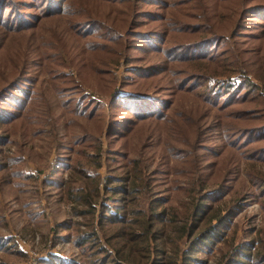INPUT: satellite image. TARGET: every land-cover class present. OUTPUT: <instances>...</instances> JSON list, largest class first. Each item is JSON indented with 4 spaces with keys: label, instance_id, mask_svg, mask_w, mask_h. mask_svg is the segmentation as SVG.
Returning <instances> with one entry per match:
<instances>
[{
    "label": "rangeland",
    "instance_id": "374dc122",
    "mask_svg": "<svg viewBox=\"0 0 264 264\" xmlns=\"http://www.w3.org/2000/svg\"><path fill=\"white\" fill-rule=\"evenodd\" d=\"M3 1L0 88L14 84L7 99L0 100V264H89L88 250L75 240L97 211L92 217L75 212L85 206L66 194V187L82 185L80 180L70 183L71 165L78 159L79 167L98 178L97 201L116 210L121 200L102 188L104 177L109 176L108 185L119 183L116 175H123L122 163L129 158L150 179L148 189L135 193L136 208L148 198L158 199L163 204L157 211L165 208L163 218H172L190 200L187 193L219 188L216 216L210 218L217 224L216 217L234 203V212L213 238L190 253L197 259L194 264H264V198L247 174L264 170V165L232 144L225 125L233 117L225 115V104L218 107V97L193 83L177 91V81L192 75L197 62L185 59L190 54L182 46L210 32L216 40L206 47L208 53L223 45L233 48V55L238 50L244 57L238 61L242 70L230 75H238V81L247 78L259 89L264 86V0ZM251 5L258 12L243 14L240 7ZM5 6L18 10L12 14ZM130 11L133 24L128 28ZM195 24L197 33L184 31ZM108 53L119 57L102 70L94 55ZM133 66L151 74L129 75L135 74ZM197 71L208 73L204 64ZM224 79L218 75L209 83L219 87ZM106 127L117 136L109 144ZM184 153L195 154L198 165L210 164L207 184L200 187L193 164L183 162L191 156L184 158ZM181 224L176 220L164 229L174 238Z\"/></svg>",
    "mask_w": 264,
    "mask_h": 264
},
{
    "label": "trees",
    "instance_id": "16d2710c",
    "mask_svg": "<svg viewBox=\"0 0 264 264\" xmlns=\"http://www.w3.org/2000/svg\"><path fill=\"white\" fill-rule=\"evenodd\" d=\"M3 2H5V0ZM6 7L11 8L12 14L16 13V10H18L17 8L13 9L11 6H5V8ZM241 8H243V14L248 11L252 13L258 12L256 5L248 7L243 6L240 7V9ZM262 9H264V7ZM20 13H22V11ZM127 17H129V27H127L130 28L133 24L132 11H130ZM126 20L127 19H125L122 24H125ZM186 24H184V26ZM187 28L188 27H186V29ZM127 30L132 33L134 32L131 31V29ZM199 30L200 29H198L195 24L194 28L193 25H189V29L184 31H190L195 34ZM138 33L139 32H136V34ZM212 35L213 33L210 32L208 37H198L194 41L185 43L182 46L183 51L189 52L190 54L184 55L185 59H192L197 62L194 65L195 70L192 75L184 74L181 79L177 81V91L184 90L188 87V84L193 83L201 92L205 91L207 94H212L216 100L218 97L219 106H217L220 107L222 103L225 104L223 107L221 105L225 110V115L233 117V123L228 127L225 125V129L228 130L226 133L231 136L232 144L235 145L236 148H240L242 152H245L246 158L250 159L252 162L264 165V86L259 89L257 85L251 83L247 78L238 81V78H236L238 75H230L231 72L235 70H242L240 69L242 64L238 61L244 59V57L240 55L238 50H235L236 53L233 55V48L230 49L228 46L224 47V45L216 53H208L206 47L209 46L211 41L216 40ZM118 43L119 42L116 44ZM225 50H227V54L220 55V52ZM117 52V49L116 51L113 50V53ZM108 54L109 55H99L100 58L94 55V58L101 64L102 70H108V65L110 66L111 64L110 62L117 61L119 57V55ZM200 64L207 66L208 73H200L197 71V66ZM256 67H259V65L255 64V68ZM101 68L97 70H101ZM131 69L135 74L129 75H136L137 71H143L140 72L143 74L141 76L151 74L149 70H145L139 66H133ZM218 75L224 76L225 79L219 87H213L210 85L209 80ZM13 81L0 88V100L7 99L5 94L9 90L8 87L14 84ZM241 85L243 91L237 94L236 89ZM138 96H140V99L143 95L140 94ZM143 99L145 98L141 100ZM113 100L114 95H111L109 99L111 102L110 104H112ZM242 102H251L252 106L233 107L234 104L240 106ZM163 103L165 104V102ZM111 107L112 106H109V108ZM159 112H157L159 113L157 118L162 117V112ZM94 115L97 118L99 113L96 112ZM129 118L128 116L119 119H111L110 123H120L121 121L129 120ZM240 121L243 123H240ZM178 127L177 125V129ZM110 130H112L110 127L105 128V137H107L108 144L117 139L116 133H110ZM193 132L194 131H192V133ZM125 140L121 142L123 145L121 146L126 149L127 140ZM241 144H244L246 146L244 148L246 149H244ZM117 153V151H114V154ZM190 154L184 153V158L188 156L191 157L186 161L183 159V162L188 165L193 164V171H197V181L201 187L203 184H207L208 178L212 174L205 170L210 164L198 165L197 162L200 161L197 159L196 155ZM120 156L122 157V154ZM123 157L126 159L125 155ZM79 162L80 161L76 159L71 165L73 175L69 181L73 184L80 180L79 182H82V185H76V187L71 185L66 187V194L69 199L80 201L85 206L84 209L75 208L74 210L76 213L84 214V216L86 214L92 217L94 212L97 211L93 221L90 218L88 222L84 223L88 229L79 232L75 240V243L80 245V248L88 250L87 254L91 256L89 264L197 263V259L190 258V253L196 252L200 246L206 244V241L213 238L214 234L219 231L220 225H224L223 223L226 215H230L235 209L232 207L234 203L229 205L225 215L216 217L217 224L210 223V218L216 216L217 209L214 207L213 203L218 200L217 196L220 194L218 191L219 188L205 193H200L201 191L199 190L194 194L187 193V196L190 195V200L186 205L182 204L179 212L172 218H163L165 215V208H161L157 211V207L163 204L162 202L159 203L158 199L148 198L144 207L136 208L134 206L139 204V201L136 199L135 193L139 189H148L150 187L148 180L150 179L136 168L137 162L129 158L125 163H122L123 166L121 168L124 167L125 169L123 175L119 177L116 175L119 183L116 182L113 185H108L106 182L109 176L105 175L104 177L105 184H103L102 188L105 192L108 191L113 195L118 194V198L121 200V207L112 210L109 209L108 205L104 204V201H102V203L97 201L99 194L98 178L92 177L85 169L79 167ZM164 164L166 165V163ZM127 171H131L132 174H128ZM187 171H189V168ZM180 172H182V174L186 173L185 170ZM226 172L227 170H224L223 173L221 171V177ZM247 174L249 178L248 181L256 189L255 191L258 194L261 193V197L264 198V170L252 169ZM218 186H220V183ZM95 206L97 210H94ZM176 220L181 221L182 224L180 228L176 229V236L173 238L166 233L164 228L166 224H174ZM93 227H95L97 231L96 229L94 230ZM175 239L176 243L173 245L172 242ZM190 261H193V263Z\"/></svg>",
    "mask_w": 264,
    "mask_h": 264
}]
</instances>
